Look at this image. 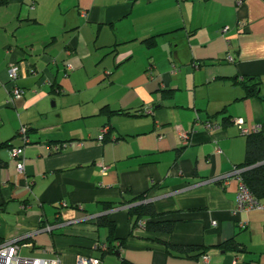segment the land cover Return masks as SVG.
<instances>
[{
    "label": "crops",
    "instance_id": "0c3cea01",
    "mask_svg": "<svg viewBox=\"0 0 264 264\" xmlns=\"http://www.w3.org/2000/svg\"><path fill=\"white\" fill-rule=\"evenodd\" d=\"M247 75L261 79L255 91L239 82ZM0 80V143L23 145L21 125L30 138L24 171L0 148V235L25 243L23 254L264 264V207L239 210L231 174L248 139L234 118L264 125V0H7ZM15 84L25 92L9 102ZM105 105L129 113H101ZM146 191L172 232L133 228L126 206L105 207ZM103 213L118 253L95 247L110 245L108 227L92 220Z\"/></svg>",
    "mask_w": 264,
    "mask_h": 264
},
{
    "label": "trees",
    "instance_id": "16d2710c",
    "mask_svg": "<svg viewBox=\"0 0 264 264\" xmlns=\"http://www.w3.org/2000/svg\"><path fill=\"white\" fill-rule=\"evenodd\" d=\"M7 0H0V4L6 3ZM149 45H154L156 43L155 36L144 39ZM239 82L243 83L246 88L252 87V90L255 91L256 87L261 83V79L258 76L247 75L244 76ZM173 89H163L164 95H171ZM142 110V109H141ZM140 110V111H141ZM129 113V111L121 109H111L108 105H105L101 108V113ZM228 119V118H227ZM227 119H224L226 121ZM212 121V120H211ZM28 131V128H27ZM19 135V130L17 131ZM106 139V133L104 135ZM14 146L9 144L8 141L0 143V148L6 147L10 148ZM1 160V159H0ZM2 161V160H1ZM0 161V162H1ZM3 162V161H2ZM238 168H241V177L244 182L247 184L250 191L253 195L260 201H264V127L259 132H252L248 134L247 139V152L246 158L242 163L237 164ZM149 192H142L140 194H135L130 197L125 195L122 196L119 200H107L105 201L106 209H110L116 206H126L129 214V219L132 222L133 228L136 226H142L148 231L153 232H172L175 226V221L172 219H163L161 215L163 212L157 210L154 201L149 200ZM92 220L95 221L99 226H107L109 231V240L110 245L105 250L106 251H115L119 252L120 246L113 244L116 240V223L114 220L110 219L108 213H103L96 215ZM28 239V238H27ZM5 238L0 235V243L3 242ZM123 239H121L122 243ZM233 240H227L223 242V246L226 248L231 247ZM167 247L179 248L181 251L189 252L196 249H199L197 244H188V245H173L170 242H167ZM102 259V258H101ZM121 264H133L126 259H122Z\"/></svg>",
    "mask_w": 264,
    "mask_h": 264
},
{
    "label": "built area",
    "instance_id": "2783aa9c",
    "mask_svg": "<svg viewBox=\"0 0 264 264\" xmlns=\"http://www.w3.org/2000/svg\"><path fill=\"white\" fill-rule=\"evenodd\" d=\"M228 26H225L224 30H227ZM229 60H233L234 56L229 55ZM68 65H71L70 63ZM8 75L11 80H16L19 76V65L16 62H11L8 66ZM0 84H4L0 80ZM11 96L9 98V102L14 101L17 98H21L24 95V88L15 84L10 90ZM146 113L153 112V106L149 105L144 109ZM235 124L238 126L239 130L243 134H249L252 132H259L263 129L264 125L262 123H254L252 125L246 124V120L244 117L239 116L234 118ZM220 123L213 122L211 120L206 121V127L208 129H214L220 127ZM108 128L105 126L100 133V137L103 138ZM19 135L23 139L24 144L17 146L14 145L10 148H7L8 154L10 157L17 158V168L19 171H24L25 169V161L23 158L24 154V145L30 140L28 136L27 127L25 125H21L19 128ZM183 136L187 139L189 137L188 132L184 131ZM81 144V143H80ZM218 151H221V147H217ZM109 165H103V170L107 171ZM241 168L235 167L231 174L236 175L238 178V190H237V208L239 210L246 208H262L264 207V203L258 200L253 193L248 188L247 184L244 182L241 177ZM230 174L224 175L223 177H227ZM220 179V176L215 177V179ZM95 217V216H94ZM92 217V218H94ZM215 222V221H214ZM1 223V222H0ZM216 223V222H215ZM25 243H21L18 238L5 239L0 243V264H63L60 256L56 257H45L38 255H27L21 252L22 246ZM95 247H100L106 249L108 245L106 243H101L97 241L95 243ZM46 248H44L45 250ZM75 264H102V259L99 256L94 255H85L78 254L76 256Z\"/></svg>",
    "mask_w": 264,
    "mask_h": 264
},
{
    "label": "rangeland",
    "instance_id": "374dc122",
    "mask_svg": "<svg viewBox=\"0 0 264 264\" xmlns=\"http://www.w3.org/2000/svg\"><path fill=\"white\" fill-rule=\"evenodd\" d=\"M54 101H55L54 98H50V100H49V108H50V110H54L56 108V105H55Z\"/></svg>",
    "mask_w": 264,
    "mask_h": 264
}]
</instances>
